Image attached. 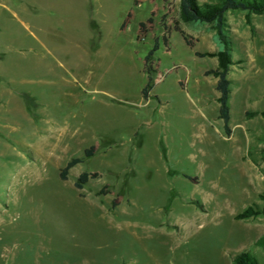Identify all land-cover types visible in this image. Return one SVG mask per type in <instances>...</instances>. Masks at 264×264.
I'll use <instances>...</instances> for the list:
<instances>
[{
    "label": "rangeland",
    "instance_id": "374dc122",
    "mask_svg": "<svg viewBox=\"0 0 264 264\" xmlns=\"http://www.w3.org/2000/svg\"><path fill=\"white\" fill-rule=\"evenodd\" d=\"M179 12L0 0V264H264V15L225 16L227 135L207 74L223 45ZM84 172L98 177L77 190Z\"/></svg>",
    "mask_w": 264,
    "mask_h": 264
},
{
    "label": "trees",
    "instance_id": "16d2710c",
    "mask_svg": "<svg viewBox=\"0 0 264 264\" xmlns=\"http://www.w3.org/2000/svg\"><path fill=\"white\" fill-rule=\"evenodd\" d=\"M180 2V12L179 16L183 23H201L214 25L216 32L218 34L219 40L223 45V50L216 54L218 59V68L207 72V74L213 75L217 79L216 90L219 94V117L223 122V127L225 133L228 135L229 121H230V81L228 79V74L230 71V66L232 65V60L230 56L229 42L227 36L225 35V16L228 12L233 11H243L247 12L248 15H264V0H208L203 5H200L196 0H179ZM141 33L145 32V23L140 24ZM176 32L180 33L186 45L194 50L195 44L192 39L183 32L180 28H176ZM158 49V45L146 56L145 58V71H148L147 63L151 61L152 55ZM197 57L210 56L209 54L195 53ZM150 76H148L149 78ZM151 78H149V83L147 84L145 91L150 88ZM147 96V94H145ZM260 116L264 118V110L260 113ZM94 147L85 152V158H90L93 155ZM83 159L75 158L71 160L64 168L61 177L66 178V175L70 169L78 164L83 163ZM98 177V174L84 172L80 175L75 187L77 190H82L84 186L92 179ZM104 191L101 192L103 194ZM261 214V211L257 207H249L244 212L239 214L236 218L238 220H246L257 217ZM256 245L264 251V237H261ZM232 264H259L256 257L250 252H244L237 255Z\"/></svg>",
    "mask_w": 264,
    "mask_h": 264
}]
</instances>
